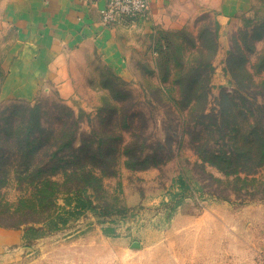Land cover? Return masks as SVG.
<instances>
[{"label": "rangeland", "instance_id": "rangeland-1", "mask_svg": "<svg viewBox=\"0 0 264 264\" xmlns=\"http://www.w3.org/2000/svg\"><path fill=\"white\" fill-rule=\"evenodd\" d=\"M205 9L193 0L188 21L180 28L157 30L150 36L141 31L122 35V68L110 67L96 53L84 54L76 60L79 65L72 69L67 90L51 85L30 100L0 99V126L17 106H39L45 113L54 105L70 109L77 118L76 148L83 135L90 134L91 139L93 132L99 135L106 105L120 106L119 90H126L125 108L140 116L147 139L142 156L160 153L140 169L128 168L118 157L103 174L95 171L99 177L95 189L58 194L44 220L18 228L0 226V264H264V201L215 198L202 171L192 166L197 159L187 136L181 135L185 112L166 102L168 93L155 100L151 88L164 82L166 54L173 51L167 34L181 30L195 34L199 16L207 15L210 23L215 20V14ZM12 38L9 34L0 38V83ZM234 43L253 48L246 53L247 69L255 82L264 83V69L256 75L257 67H252L264 56V0H252L247 12L218 27L205 113L218 109L221 90L235 94L225 65ZM168 69L170 82L172 62ZM256 101L264 104L262 98ZM121 125L119 119L105 129L115 131ZM168 137L170 152L163 144ZM206 171L220 177L212 167ZM24 191L22 182L11 180L0 188V196L15 204Z\"/></svg>", "mask_w": 264, "mask_h": 264}, {"label": "trees", "instance_id": "trees-1", "mask_svg": "<svg viewBox=\"0 0 264 264\" xmlns=\"http://www.w3.org/2000/svg\"><path fill=\"white\" fill-rule=\"evenodd\" d=\"M195 21L201 22L195 34L187 30L167 34L172 37L167 36V41L173 51L166 54L162 87H151L157 94L154 99L160 101L163 93H168L166 102L185 112L181 135L187 136L197 159L192 166L202 171L205 186L215 198L264 201V104L256 101L264 99V83L255 82L247 69L246 56L254 50L234 43L225 65L235 94L221 90L218 109L205 113L219 26L216 20L210 23L207 15ZM258 60L252 66L257 67L256 75L264 69V56ZM171 62L174 71L169 82ZM119 93L123 102L118 107L106 105L103 130L99 135L93 132L94 139L90 134L83 135L76 148L77 118L70 109L54 105V110L45 113L39 106H17L9 112L0 126V188L15 180L22 182L25 191L15 204L0 196L1 227L18 228L44 220L58 194L95 189L99 181L95 171L103 174L118 157L131 169L144 168L141 164L148 159L159 158L160 153L154 152L142 156L147 139L139 126L140 116L125 108L129 92L120 89ZM119 119L122 125L115 127L119 130L105 129ZM168 141L169 137L163 144L170 152ZM156 145L162 149V144ZM207 167L214 168L220 177L208 173ZM57 175L60 180L54 179Z\"/></svg>", "mask_w": 264, "mask_h": 264}, {"label": "crops", "instance_id": "crops-1", "mask_svg": "<svg viewBox=\"0 0 264 264\" xmlns=\"http://www.w3.org/2000/svg\"><path fill=\"white\" fill-rule=\"evenodd\" d=\"M106 0H0V38L12 35L3 58L0 99H33L54 85L67 90L72 69L84 54L96 53L112 68L123 67L120 39L141 31L177 29L188 21L193 0H148L146 20L107 28L100 11ZM215 14L222 28L252 0H194Z\"/></svg>", "mask_w": 264, "mask_h": 264}, {"label": "built area", "instance_id": "built-area-1", "mask_svg": "<svg viewBox=\"0 0 264 264\" xmlns=\"http://www.w3.org/2000/svg\"><path fill=\"white\" fill-rule=\"evenodd\" d=\"M148 0H106L100 11L101 22L112 28L126 20H146Z\"/></svg>", "mask_w": 264, "mask_h": 264}]
</instances>
